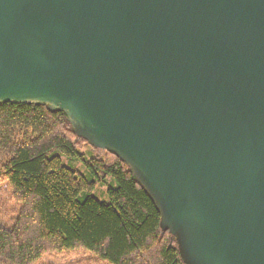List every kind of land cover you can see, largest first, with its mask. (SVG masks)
I'll return each instance as SVG.
<instances>
[{
  "label": "water",
  "instance_id": "1",
  "mask_svg": "<svg viewBox=\"0 0 264 264\" xmlns=\"http://www.w3.org/2000/svg\"><path fill=\"white\" fill-rule=\"evenodd\" d=\"M11 101L128 162L186 263L264 264V0H0Z\"/></svg>",
  "mask_w": 264,
  "mask_h": 264
},
{
  "label": "trees",
  "instance_id": "2",
  "mask_svg": "<svg viewBox=\"0 0 264 264\" xmlns=\"http://www.w3.org/2000/svg\"><path fill=\"white\" fill-rule=\"evenodd\" d=\"M84 143L65 111L0 102V183L20 205L11 224L0 219V264H41L45 255L78 250L106 264H186L127 162L110 152L85 160ZM63 157L83 160L90 174ZM99 181L108 201L94 194Z\"/></svg>",
  "mask_w": 264,
  "mask_h": 264
},
{
  "label": "rangeland",
  "instance_id": "3",
  "mask_svg": "<svg viewBox=\"0 0 264 264\" xmlns=\"http://www.w3.org/2000/svg\"><path fill=\"white\" fill-rule=\"evenodd\" d=\"M48 106L55 108L53 104H48ZM69 120L71 121L72 127L74 128L78 136L84 138L86 141V143H84L80 148V152L84 155L85 160H88L92 157H104L106 152L112 153L108 149L102 148L99 145H96L87 138H85L82 135V132L77 128L75 122L71 118H69ZM63 161L65 165L73 169L79 170L86 175L89 173L88 170L89 168L86 166L85 162L81 159L70 160L66 157H63ZM127 164L130 166V168L133 170L134 174L138 178V175L136 174L134 168L128 162ZM107 190H108V185L103 184L102 182L99 181L97 183L94 194L100 200L108 201L109 197ZM19 212H20V205H18L13 199L12 191L10 187L6 183H0V219L5 221L6 223L11 224L10 222L14 221V219L19 215ZM166 229L169 230L171 235L176 238L179 252L183 260L185 261V258L181 253L178 234L174 233L173 230H171V228L162 225V231L163 230L165 231ZM41 264H106V263L99 261L98 258L89 251L78 250V251H73L71 253H62V254L52 253L45 255L44 258L42 259Z\"/></svg>",
  "mask_w": 264,
  "mask_h": 264
}]
</instances>
